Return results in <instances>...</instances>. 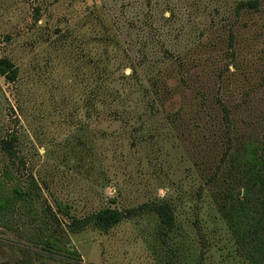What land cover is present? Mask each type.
Segmentation results:
<instances>
[{
    "label": "rangeland",
    "instance_id": "1",
    "mask_svg": "<svg viewBox=\"0 0 264 264\" xmlns=\"http://www.w3.org/2000/svg\"><path fill=\"white\" fill-rule=\"evenodd\" d=\"M239 1L0 0V58L14 57L21 69L15 83L0 76V137L17 134L26 162L14 172L34 175L43 187L42 201L55 209L57 201L69 203L78 215L159 201H169L176 210L177 223L167 238L159 235V219L149 209L107 235L88 229L72 236L70 247L79 251L82 264L239 262L210 200L228 187L226 164L236 143L260 141L264 133V0H258V10L236 16ZM95 14H104L114 26L143 78L182 55L188 70L182 73L171 61L168 67L179 74L170 70L165 81L183 83L187 71L191 84L210 87V117L220 113L215 103L222 99L230 110V134L200 126L180 133L178 142L161 131L152 139L145 128L137 132L141 141L133 147L124 143L129 136L123 130L115 136L103 133L107 124L86 111L97 79L89 52L99 50V29L87 25ZM179 92L172 109H184L193 123L204 124L206 114L196 113L192 100L198 96L185 92L181 98ZM209 135L210 141L205 139ZM200 182L211 198L202 195ZM197 218L209 233L204 254ZM22 243L0 229V264L21 260Z\"/></svg>",
    "mask_w": 264,
    "mask_h": 264
},
{
    "label": "trees",
    "instance_id": "2",
    "mask_svg": "<svg viewBox=\"0 0 264 264\" xmlns=\"http://www.w3.org/2000/svg\"><path fill=\"white\" fill-rule=\"evenodd\" d=\"M259 5L258 0H241L235 5V15L256 11ZM37 13L40 14L38 10ZM39 17L35 18V24L40 20ZM90 22L92 26H97L95 30L99 29L95 32L99 50L96 54L92 49L89 52L90 62L97 69V79L92 90L93 98L88 100L86 111L89 115L96 113L101 123L107 124L103 133L115 136L116 132L120 133L119 129L123 130L129 136L127 138V134H124V143L133 147L141 141L137 132L145 128L151 131L152 139L161 131L178 142L181 141L180 133L185 135L186 131L199 129L200 126H204L200 129L206 128L209 133L210 130L216 134L217 131L225 130L226 134H230V110L222 99L215 103L220 113L210 117V87L191 84L187 80V71L186 77L182 76L185 79L183 83L169 85V81H165L170 70L173 74H179L176 67H168L171 61L181 68L182 73L188 70L182 55L170 59L143 78L137 63L130 57L120 37L115 35L114 26L105 15H96L94 21L90 20L87 25H91ZM5 38L9 42L13 40L11 34ZM32 42L37 45L35 40ZM127 69H130L129 75L125 73ZM20 75L21 69L14 57L0 58V76L8 83L17 82ZM179 90L182 91L181 98L187 97L185 92L198 96L192 100H195L196 113L205 112V119L208 120H204V124L193 123V119L187 118L184 109H172V100L180 93ZM196 100H199L198 103ZM205 139L210 141V135ZM228 139L227 145L232 146L233 141L229 136ZM196 144L200 145L201 140ZM235 148L233 153H229L226 164L224 181L228 182V187L214 199L206 193L204 182H200V190L202 195L207 194L211 198L213 207L227 228L240 257L237 264H264V133L260 141L249 138L238 145L236 143ZM19 153L17 134L0 137V229L24 241L23 258L14 264H52L64 263L65 260L70 264H82L79 251L70 247L72 236L85 233L88 229L107 235L125 220L134 218L146 209L157 215L161 227L160 236L169 237L176 226V210L169 201L153 202L126 210L107 206L87 215H78L71 204L63 201H57L55 209L48 202L42 201L43 187L34 175L20 177L15 173V168L19 172L26 166ZM192 169L195 173L196 169ZM205 183L210 184V176ZM198 220L202 236L199 238V252L204 254V248L208 249L202 243L209 233L201 219Z\"/></svg>",
    "mask_w": 264,
    "mask_h": 264
}]
</instances>
